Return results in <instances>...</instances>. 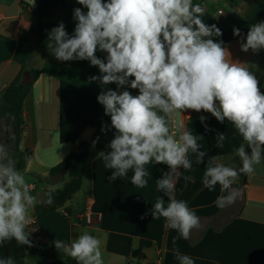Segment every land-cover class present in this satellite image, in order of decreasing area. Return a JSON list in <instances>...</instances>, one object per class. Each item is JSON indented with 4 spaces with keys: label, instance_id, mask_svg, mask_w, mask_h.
<instances>
[{
    "label": "clouds",
    "instance_id": "clouds-1",
    "mask_svg": "<svg viewBox=\"0 0 264 264\" xmlns=\"http://www.w3.org/2000/svg\"><path fill=\"white\" fill-rule=\"evenodd\" d=\"M28 4L34 0H27ZM87 9H74V33L69 35L63 22L51 29L47 47L61 61L87 60L99 69L102 91L97 96L110 127L115 130L103 155L105 168L112 170L109 180L123 178L132 171L131 183L138 188L148 186L150 162L168 167L156 179L157 197L151 207L153 220L165 219V226L176 230L174 254L179 264H195L175 247L177 239H189L193 229L201 227L200 218L187 202L173 196L176 183L193 163L204 164L203 185L210 191L220 186L216 207L224 209L235 203L239 192L232 186L241 174L251 175L264 161V93L253 72L244 64L233 62L217 25L202 19L204 6L193 0H77ZM234 36H241L233 28ZM241 50L259 52L264 49V21L249 26ZM106 53L99 58L96 53ZM117 87L137 89L132 95ZM185 110L210 113L218 122L234 125L243 143L234 149L242 166H226L216 156L201 151L196 135L185 130L183 120L174 119ZM206 117L200 121L205 124ZM175 129V131H173ZM105 128L102 127V131ZM226 133L216 134V146L223 148ZM95 143V141L93 142ZM250 149L249 151H246ZM195 154L194 161L189 153ZM205 157H208L205 162ZM185 183L191 177L184 175ZM230 190V191H229ZM168 198L167 206L165 199ZM48 203H52L49 194ZM37 197L30 192L25 176L0 144V244L15 240L31 246L30 210ZM55 248L77 264H104L102 241L85 231L70 242L54 240ZM0 264H16L11 256Z\"/></svg>",
    "mask_w": 264,
    "mask_h": 264
},
{
    "label": "crops",
    "instance_id": "crops-1",
    "mask_svg": "<svg viewBox=\"0 0 264 264\" xmlns=\"http://www.w3.org/2000/svg\"><path fill=\"white\" fill-rule=\"evenodd\" d=\"M193 3L204 6L202 19L222 30L223 35L215 39L224 42L233 62L244 64L254 73L260 89L264 90V49L256 53L241 50L249 26L264 21V0H193ZM75 8L87 12L77 0H66L64 6L56 8L52 17L44 21L51 29L63 22L67 33L72 35ZM33 9L22 6L21 0H0V99L4 88L18 76L23 65L26 70L39 72L22 106L24 129L20 146L23 151L31 150L32 156L19 171L25 176L31 194L37 197V204L30 210L34 230L28 226L25 229L30 233L28 238H40L45 249L59 252L53 243L56 238L70 242L87 231L102 241L104 264H179L173 245L177 231L167 228L162 217L153 220L150 211L157 197L163 196L156 189V179L169 170L166 165L154 161L145 165L149 172L145 188L131 183L132 171L111 181L112 170L105 168L103 155L96 145H91L81 189L64 206L38 215L37 208L47 204L48 192L59 189L57 184H49L50 170L74 150L104 108L97 100L102 86L90 79L100 75L98 67L91 66L87 60H73L65 65L51 50L39 48ZM234 27L240 30L241 36L233 35ZM27 49L32 50L29 56ZM96 55L105 59L107 54L97 51ZM104 87L138 94L137 89L117 87L115 83ZM201 115L207 118V128L200 121ZM174 119L183 120L185 130L197 136L201 151L216 156L226 166L239 169L234 149L241 141L234 125L218 122L203 110L199 113L185 110ZM218 132L226 133L229 138L223 148L216 146ZM114 135L113 129L104 153L111 150L108 145ZM0 144L6 146L16 167L19 154L1 132ZM194 156L189 153L193 161ZM180 170L182 175L173 196L195 210L201 227L193 229L189 239H177L175 247L179 252L192 257L195 264H264V161L256 166L253 174L240 175L232 186L239 192L238 198L224 209L217 208L215 202L228 192L221 193L219 185L213 191L203 185L204 164L193 163L190 171ZM184 175L191 180L185 183ZM164 199L167 206L168 198ZM87 210L91 214L90 223L80 218ZM143 240L149 245L142 246ZM6 256L0 244V259ZM27 262L36 264L34 259Z\"/></svg>",
    "mask_w": 264,
    "mask_h": 264
},
{
    "label": "trees",
    "instance_id": "trees-1",
    "mask_svg": "<svg viewBox=\"0 0 264 264\" xmlns=\"http://www.w3.org/2000/svg\"><path fill=\"white\" fill-rule=\"evenodd\" d=\"M35 1L37 2V7L33 9L32 15L37 20V46L42 49L50 50L47 44L49 42L48 34L51 31V27L44 19L52 17L55 9L64 6L66 0ZM21 5L31 8V5L25 0H21ZM31 51V49H27V56H29ZM61 62L65 65L70 63V61ZM25 70L26 66L23 65L18 76L4 88L0 99V132L4 133L6 141L13 144L14 149L19 154V161L16 165L18 170H22L25 167L26 161L32 156L31 150L28 149L23 151L20 146L24 129L22 106L26 96L32 88V82L29 84L22 83ZM30 72L33 81H35L39 76V72L36 70H31ZM261 92L264 93V90H261ZM110 125V116L105 115L104 110L92 125V127L96 128L92 141H95L96 148L99 152H104L106 150L109 137L113 130ZM102 127L105 128L104 131H102ZM239 138L241 143H243L242 138ZM90 148L91 142L82 139L61 163L50 170L52 174H57L61 170H67V180L64 182L62 188L52 189L48 192V200L50 194L52 203H48L47 201L44 208H37L39 216L49 214L64 206V204L81 189L83 172L89 159ZM246 151L250 152V149L246 148ZM237 165L239 168L242 166L239 157H237ZM241 175L242 177L245 176L244 174ZM29 240L31 241V246L20 245L15 240L3 243L2 245L6 250V257L11 256L14 258L16 264H29L27 259H34L36 264H77L74 259L66 256L62 252H52L45 249L41 244L35 242L34 236H31ZM141 245H149V242L143 240L141 241Z\"/></svg>",
    "mask_w": 264,
    "mask_h": 264
},
{
    "label": "water",
    "instance_id": "water-1",
    "mask_svg": "<svg viewBox=\"0 0 264 264\" xmlns=\"http://www.w3.org/2000/svg\"><path fill=\"white\" fill-rule=\"evenodd\" d=\"M27 2V0H25ZM32 8H36L37 7V2L34 0V3L30 4ZM32 75L30 73L29 70H26L23 74V79H22V83L23 84H29L32 82ZM121 92V88H119V91L118 93ZM96 131V128L95 127H91L87 132L86 134L83 136V140H86L88 142H91V145L95 147V143L92 142V137H93V134L94 132ZM67 173V170H61L59 171L57 174H52L50 173L48 175V181H49V184L51 186H54L58 183H61V182H64L65 180V174Z\"/></svg>",
    "mask_w": 264,
    "mask_h": 264
},
{
    "label": "built area",
    "instance_id": "built-area-1",
    "mask_svg": "<svg viewBox=\"0 0 264 264\" xmlns=\"http://www.w3.org/2000/svg\"><path fill=\"white\" fill-rule=\"evenodd\" d=\"M220 13H221V12H220ZM65 215L68 216V213L66 212ZM80 218H81V219H84L87 223H90V221H91V214H90V211L87 210V211L83 212V213L80 215ZM33 226H34L33 223H29V224H28V229H30L31 231H33V230H34V227H33ZM34 240H35V242H37V243H39V244H40V242H41V239H40V238H36V237H34ZM158 264H160V263H158Z\"/></svg>",
    "mask_w": 264,
    "mask_h": 264
},
{
    "label": "rangeland",
    "instance_id": "rangeland-1",
    "mask_svg": "<svg viewBox=\"0 0 264 264\" xmlns=\"http://www.w3.org/2000/svg\"><path fill=\"white\" fill-rule=\"evenodd\" d=\"M2 133V137L5 139L6 138V136L4 135V133L3 132H1ZM63 186V184H62V182L61 183H58L57 184V188H60V187H62Z\"/></svg>",
    "mask_w": 264,
    "mask_h": 264
}]
</instances>
